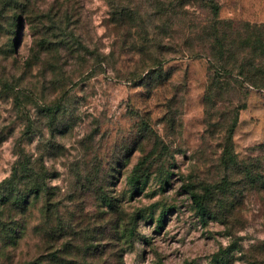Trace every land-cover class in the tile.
I'll list each match as a JSON object with an SVG mask.
<instances>
[{
  "label": "rangeland",
  "instance_id": "obj_1",
  "mask_svg": "<svg viewBox=\"0 0 264 264\" xmlns=\"http://www.w3.org/2000/svg\"><path fill=\"white\" fill-rule=\"evenodd\" d=\"M217 1L0 0V264H264V0Z\"/></svg>",
  "mask_w": 264,
  "mask_h": 264
},
{
  "label": "trees",
  "instance_id": "obj_2",
  "mask_svg": "<svg viewBox=\"0 0 264 264\" xmlns=\"http://www.w3.org/2000/svg\"><path fill=\"white\" fill-rule=\"evenodd\" d=\"M205 2H206V6L207 7H209V9L211 10V12H212V14H214V15H218L219 14V12H220V4L218 3V1L217 0H204ZM218 23H221V21L220 20H218L217 21ZM222 54V53H221ZM213 57L215 58V55H213ZM220 58H222V56L220 57ZM212 60V59H211ZM214 62V61H213ZM214 63H216V62H214ZM221 63V66H219V67H221V69H223L224 71L226 70L225 69V64H223L222 65V62H220ZM218 64V63H217ZM160 65V64H159ZM225 72H227V70L225 71ZM230 73V72H229ZM248 79L250 80V81H252L254 84H256V85H258L259 86V84L257 83L258 82V80H256V77H248ZM14 177H15V179H8V180H6V181H4L1 185H0V187H4V186H9V185H12L13 183H15L16 182V177H18V170H16L15 171V175H14ZM21 196H23V195H21ZM192 197H193V199L195 200V203H196V205H197V207H198V210H199V212H200V214H202V215H205L206 214V207H205V205H204V203H203V201H202V199H201V197L197 194V193H195V192H193L192 193ZM18 204V203H17ZM108 206L109 207H112V203L109 201L108 202ZM162 222V221H161Z\"/></svg>",
  "mask_w": 264,
  "mask_h": 264
}]
</instances>
